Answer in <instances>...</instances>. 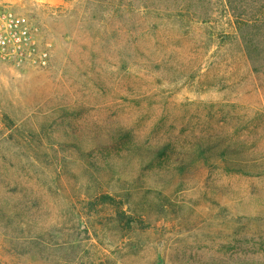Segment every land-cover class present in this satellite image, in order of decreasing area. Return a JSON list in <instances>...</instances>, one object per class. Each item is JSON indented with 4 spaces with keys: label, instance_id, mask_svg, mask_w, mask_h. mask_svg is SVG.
Here are the masks:
<instances>
[{
    "label": "rangeland",
    "instance_id": "1",
    "mask_svg": "<svg viewBox=\"0 0 264 264\" xmlns=\"http://www.w3.org/2000/svg\"><path fill=\"white\" fill-rule=\"evenodd\" d=\"M238 1L251 24L0 0L48 53L0 56V264H264V0Z\"/></svg>",
    "mask_w": 264,
    "mask_h": 264
},
{
    "label": "built area",
    "instance_id": "2",
    "mask_svg": "<svg viewBox=\"0 0 264 264\" xmlns=\"http://www.w3.org/2000/svg\"><path fill=\"white\" fill-rule=\"evenodd\" d=\"M0 56L19 66L48 62L46 51L37 52L28 23L10 11L0 13Z\"/></svg>",
    "mask_w": 264,
    "mask_h": 264
},
{
    "label": "trees",
    "instance_id": "3",
    "mask_svg": "<svg viewBox=\"0 0 264 264\" xmlns=\"http://www.w3.org/2000/svg\"><path fill=\"white\" fill-rule=\"evenodd\" d=\"M227 7H229L236 16L237 25H248L252 23L251 19L243 16L244 3H240L238 0H226ZM264 7V5H263ZM248 43V41H246Z\"/></svg>",
    "mask_w": 264,
    "mask_h": 264
}]
</instances>
